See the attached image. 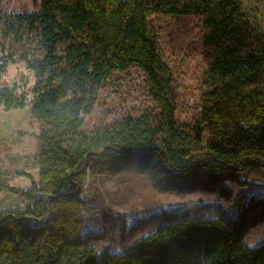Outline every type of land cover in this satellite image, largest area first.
<instances>
[{"label":"trees","instance_id":"1","mask_svg":"<svg viewBox=\"0 0 264 264\" xmlns=\"http://www.w3.org/2000/svg\"><path fill=\"white\" fill-rule=\"evenodd\" d=\"M160 15L202 19L209 65L194 124L176 119L177 83L148 21ZM0 33L13 44L32 37L33 57L20 58L35 76L29 103L40 126L38 180L22 174L31 181L25 190L0 183L23 200L0 211V264H264V243L246 246L223 218L162 223L125 253L101 260L79 238L90 174L145 173L169 192L205 169L264 167V31L243 0H41L36 13L0 12ZM12 60L0 57L5 111L28 105L27 91L2 80ZM131 68L149 81L150 106L84 129L104 83Z\"/></svg>","mask_w":264,"mask_h":264},{"label":"rangeland","instance_id":"2","mask_svg":"<svg viewBox=\"0 0 264 264\" xmlns=\"http://www.w3.org/2000/svg\"><path fill=\"white\" fill-rule=\"evenodd\" d=\"M243 7L254 25L264 31V0H243ZM40 9L41 0H0L3 14L36 13ZM148 21L157 34L160 55L175 76L176 119L181 124H194L201 117L200 88L209 65L203 55L202 19L160 15ZM33 50L31 36L13 44L10 38L3 41L0 33V57H13L2 80L28 92L24 109L5 111L0 107V183L19 190L31 186L25 175L37 181L39 171L40 126L28 91L35 76L20 58L22 52L32 58ZM149 94L150 83L138 68L109 78L92 113L83 117V128L92 131L126 116L138 117L151 104ZM169 186V192H160L145 173L134 171L88 175L82 195L80 240L92 246L101 260L108 253H125L162 223L223 218L246 246L264 243V167L237 172L205 169L191 183ZM22 203L20 196L0 186V211Z\"/></svg>","mask_w":264,"mask_h":264}]
</instances>
